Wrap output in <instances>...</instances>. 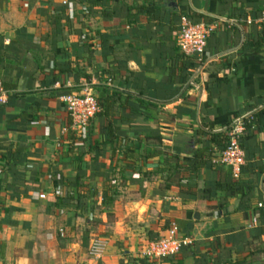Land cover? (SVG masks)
Here are the masks:
<instances>
[{"label": "crops", "instance_id": "1", "mask_svg": "<svg viewBox=\"0 0 264 264\" xmlns=\"http://www.w3.org/2000/svg\"><path fill=\"white\" fill-rule=\"evenodd\" d=\"M261 11L264 0H0V264H264ZM182 16L213 26L200 62L176 45ZM83 87L98 112L77 135L59 99ZM238 121L239 192L205 196L228 169L184 163ZM171 222L190 244L138 259Z\"/></svg>", "mask_w": 264, "mask_h": 264}, {"label": "built area", "instance_id": "2", "mask_svg": "<svg viewBox=\"0 0 264 264\" xmlns=\"http://www.w3.org/2000/svg\"><path fill=\"white\" fill-rule=\"evenodd\" d=\"M255 22L264 28V11L259 13ZM213 31L211 24L192 23L188 18H179L176 45L179 51L187 57H193L197 62L201 61L205 42L209 34ZM64 110L70 119V126L74 128L77 135H82L88 128L89 122L98 112L96 99L89 87L81 88L77 94H67L60 99ZM6 102V92L0 84V105ZM247 125V123H246ZM246 130L244 121H238L227 129L226 145L222 150H213L210 164L213 166L225 167L229 171L231 179L239 177L240 168L243 165L244 154L240 147V138ZM39 198H43L40 195ZM264 206V193L256 203L257 208ZM190 244L188 238L178 234L177 226L174 222L169 223L163 234L155 240L144 239L140 243L137 258L146 262L159 261L176 255L182 247ZM103 243L93 242L90 247L92 255H99Z\"/></svg>", "mask_w": 264, "mask_h": 264}, {"label": "trees", "instance_id": "3", "mask_svg": "<svg viewBox=\"0 0 264 264\" xmlns=\"http://www.w3.org/2000/svg\"><path fill=\"white\" fill-rule=\"evenodd\" d=\"M186 18H188V17H186ZM189 18H188V20H190L192 23H195V24L196 23H205V22H202L198 16L196 18H194L192 16V19L191 18L189 19ZM185 57L186 58H193V57H187V56H185ZM96 103H97V101H96ZM207 136H208V142H210L213 145V148L202 146L198 150H195L192 153L191 158L187 162L184 163L186 170H188L190 172H195L196 170H198L201 167H204V168L210 167L211 166L210 160H211V157L213 154V150L219 151L225 147L226 136H223L222 132L208 134ZM240 147H241V145H240ZM219 167H221V166H219ZM174 168H175V166H174ZM227 178L228 179L223 181V182L217 181V182L212 183L209 187L203 188L201 190V194L208 196L210 189H212L213 191L225 192V193H227V195H230V196L236 195L239 192L240 185L238 184L237 181H233L229 174H228ZM179 180L180 179H178L177 181H179ZM187 188H189V187H186V189ZM171 257H173V256H171Z\"/></svg>", "mask_w": 264, "mask_h": 264}]
</instances>
